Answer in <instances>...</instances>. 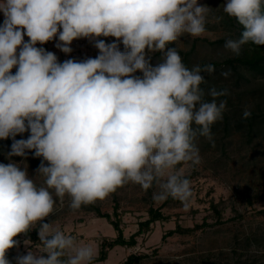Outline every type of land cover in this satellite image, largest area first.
Wrapping results in <instances>:
<instances>
[{
  "label": "clouds",
  "instance_id": "obj_1",
  "mask_svg": "<svg viewBox=\"0 0 264 264\" xmlns=\"http://www.w3.org/2000/svg\"><path fill=\"white\" fill-rule=\"evenodd\" d=\"M262 5L227 0L223 12L244 31L225 40L226 53L264 46ZM209 11L198 0H0V139H13L9 158L26 150L43 158L40 186L26 168L0 163V264H10L15 238L38 224L40 247L18 255L16 264H93L92 244L44 222L55 211L53 192L61 206L67 197L78 210L132 183L144 191L155 186L154 202L172 198L187 209L191 181L179 166L202 163L200 137L215 147L211 126L223 119L227 100L220 98L230 93L203 87L201 73H213V64L189 68L173 47L152 66L146 49L164 52L183 34L202 37ZM57 36L64 53L74 39L101 36L126 50L96 40V58L59 63L36 47ZM221 75L227 79L231 70ZM251 115L245 106L243 118ZM25 132L27 139H15Z\"/></svg>",
  "mask_w": 264,
  "mask_h": 264
},
{
  "label": "rangeland",
  "instance_id": "obj_2",
  "mask_svg": "<svg viewBox=\"0 0 264 264\" xmlns=\"http://www.w3.org/2000/svg\"><path fill=\"white\" fill-rule=\"evenodd\" d=\"M220 1L198 0L199 4L206 5L210 10L205 34L199 38L183 34L174 42L177 48L184 51H191L195 44L190 56L195 64L210 58L220 59L229 54L225 52L224 44H211L225 35L224 25L221 20L217 21L213 13L216 9L221 10ZM96 40L99 37L74 39L69 45L72 51L64 53L56 47L60 43L57 36L51 40L49 47L39 48L54 53L59 63L69 59L81 62L99 55V50L95 47ZM113 42L118 43L120 51L126 50L123 43L114 37L107 38L105 43ZM168 48L172 47L167 45L164 52H148L146 49L152 66L163 62ZM135 75L142 76V73L137 72ZM241 89L242 87L231 91L232 96ZM257 98V94L252 95L247 101L243 100L239 107L244 109L245 106H257ZM217 122L219 133L214 134L215 147L205 138L198 139L202 163L195 167H180L186 176H191L189 180L192 195L187 209L174 199L154 202L152 193L158 190L155 186L144 191L139 185L128 183L106 199L84 205L78 210L68 206L67 197L61 206L53 192V197L57 200L55 211L44 222L75 236L82 243L92 244L97 249L98 257L102 238L116 237L117 232L106 218L97 215L95 206L102 212L110 213L114 219L117 208L126 237L139 229V223L149 217V208L154 207L161 209L170 219L153 223L149 231L137 238L135 246H115L108 252L106 260L93 264H124L128 256L136 252L148 255L138 264H264V141L255 138L247 142V137L240 133L224 136V124L222 120ZM10 162L19 164L22 169L26 168L29 178L36 181L38 186L42 184L38 168L24 160L9 158L8 155L0 157V163ZM212 202L221 203L220 220L211 208ZM178 223L191 230L176 232L164 238ZM201 224L203 226L195 227ZM38 228L39 224L34 229ZM15 239L19 241V245L12 251L10 264H16L18 255L40 247L39 243L24 238L23 234ZM8 254L9 250L6 256Z\"/></svg>",
  "mask_w": 264,
  "mask_h": 264
},
{
  "label": "trees",
  "instance_id": "obj_3",
  "mask_svg": "<svg viewBox=\"0 0 264 264\" xmlns=\"http://www.w3.org/2000/svg\"><path fill=\"white\" fill-rule=\"evenodd\" d=\"M227 0H221L222 3L221 10L216 9L213 13L216 17H222L221 22L224 25L223 31L225 35L218 38L216 41H212L211 44H224L227 38L239 39L241 37L244 28L239 24L238 20L234 17H229L223 12V7L226 4ZM264 8V5H262ZM109 37H99V40H104L106 42ZM172 48H176L185 65L191 68L195 63L192 62L190 56L192 54L191 51H184L176 47L175 43L169 44ZM211 63L215 67V71L211 74L207 72H202L201 74L204 76L207 81L206 85H203L205 89L215 86L217 89L226 88L229 91V95L226 97H221L220 99L227 100V108L223 114L222 122L224 127L222 129L225 132L224 136L233 135L234 133H240L243 136L247 137V142L253 141L255 138H260L264 141V46H255L252 44H246L242 46L241 54L239 56H233L231 54H227L222 56L220 59L210 58L208 61H201L200 64ZM231 70V75L226 79L221 73ZM12 74H15L17 69L15 67L11 70ZM245 84L246 86H244ZM241 90L234 92V96H232V92L235 88H240ZM258 95L257 106L251 107L252 115L244 119L243 111L239 105L243 100H248V98L252 95ZM209 99H211L209 97ZM218 123V122H216ZM213 124L211 126V132L213 134V138H215L214 134L219 133L217 125ZM221 124V123H219ZM30 135V132H25L23 134H17L15 136L16 140L19 139H27ZM203 139V137H200ZM13 143V139L10 137L8 139H0V157L7 156L11 151V145ZM12 158L16 160H24L28 162L32 167L38 168L41 164L42 157H35L33 155L32 150H26V155L24 157L20 156H12ZM45 166H48V162L44 161ZM181 167V166H179ZM191 176H187L190 179ZM169 200H173L169 198ZM211 208L214 210L218 220L221 219V203H211ZM97 215L99 217L106 218L114 227L117 232L116 237H107L104 236L100 243V254L95 258L94 262L104 261L108 257V252L113 249L115 246H127L132 247L135 246L138 242L137 238L144 234L146 231H149L152 227L151 225L157 221H165L170 219L169 215H166L159 208L150 207L149 208V217L148 219L141 221L139 223V229L126 237L124 235V230L121 226V219L119 218L118 209H115L114 219L110 213L102 212L99 207H94ZM205 224V223H203ZM196 225L195 227L203 226ZM186 230L179 223L176 228L168 231L164 238L168 235H172L176 232H184ZM23 234V233H22ZM24 238L31 239L36 243L40 244L38 237V230L32 229L27 234H23ZM14 248L9 249V254L7 255V259L12 262L10 256L12 254ZM148 255L144 252H136L132 253L128 256L124 264H138Z\"/></svg>",
  "mask_w": 264,
  "mask_h": 264
},
{
  "label": "crops",
  "instance_id": "obj_4",
  "mask_svg": "<svg viewBox=\"0 0 264 264\" xmlns=\"http://www.w3.org/2000/svg\"><path fill=\"white\" fill-rule=\"evenodd\" d=\"M4 19H5V17H4V15H3V13L0 12V25L3 24ZM61 30H62V29H61ZM28 39H29V38L25 35L24 40H25V41H28ZM48 43H49V44H48ZM50 43H51V41H49V42H47V43H45V44H39V43H37L36 47H38V48H39V47L47 48V47L50 46ZM17 52H19V48L17 49Z\"/></svg>",
  "mask_w": 264,
  "mask_h": 264
}]
</instances>
